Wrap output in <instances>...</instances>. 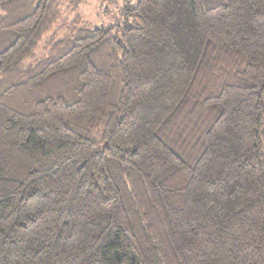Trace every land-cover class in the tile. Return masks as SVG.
I'll list each match as a JSON object with an SVG mask.
<instances>
[{
	"label": "trees",
	"instance_id": "1",
	"mask_svg": "<svg viewBox=\"0 0 264 264\" xmlns=\"http://www.w3.org/2000/svg\"><path fill=\"white\" fill-rule=\"evenodd\" d=\"M121 1L0 0V264H264V0Z\"/></svg>",
	"mask_w": 264,
	"mask_h": 264
},
{
	"label": "rangeland",
	"instance_id": "2",
	"mask_svg": "<svg viewBox=\"0 0 264 264\" xmlns=\"http://www.w3.org/2000/svg\"><path fill=\"white\" fill-rule=\"evenodd\" d=\"M129 6L133 7L134 2H130ZM122 9L121 0H81L76 15L92 28H108L123 22L120 18ZM72 15L75 14L69 16L70 20L73 19Z\"/></svg>",
	"mask_w": 264,
	"mask_h": 264
}]
</instances>
